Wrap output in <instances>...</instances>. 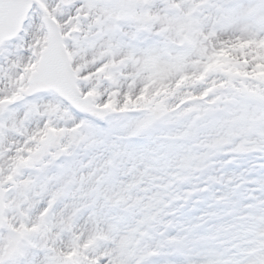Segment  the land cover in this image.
<instances>
[{"label": "snow or ice", "instance_id": "1", "mask_svg": "<svg viewBox=\"0 0 264 264\" xmlns=\"http://www.w3.org/2000/svg\"><path fill=\"white\" fill-rule=\"evenodd\" d=\"M0 264H264V0H0Z\"/></svg>", "mask_w": 264, "mask_h": 264}]
</instances>
